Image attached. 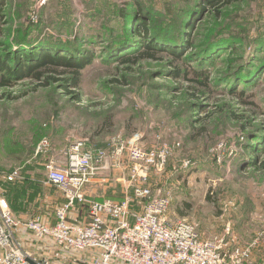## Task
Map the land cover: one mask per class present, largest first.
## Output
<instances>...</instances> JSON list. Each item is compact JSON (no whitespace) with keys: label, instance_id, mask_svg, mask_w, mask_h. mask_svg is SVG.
Instances as JSON below:
<instances>
[{"label":"rangeland","instance_id":"obj_1","mask_svg":"<svg viewBox=\"0 0 264 264\" xmlns=\"http://www.w3.org/2000/svg\"><path fill=\"white\" fill-rule=\"evenodd\" d=\"M38 1L0 0V56L15 68L34 53L91 58L75 89L31 78L0 86V187L13 215L55 221L62 195L46 165L66 161L79 141L104 153L88 197L125 198L134 164L114 150L137 138L170 149L162 169H143L154 195H172V219L195 223L205 238L230 225L241 245L253 243L249 263L264 264V0L217 9L200 0H46L35 17ZM141 15L147 41L130 28ZM147 50L154 56H141Z\"/></svg>","mask_w":264,"mask_h":264},{"label":"built area","instance_id":"obj_2","mask_svg":"<svg viewBox=\"0 0 264 264\" xmlns=\"http://www.w3.org/2000/svg\"><path fill=\"white\" fill-rule=\"evenodd\" d=\"M44 3L38 1L35 17ZM83 146L81 141L73 144L64 162H47V182L62 195L54 222L40 214L17 219L0 187V264H53L49 257L25 249L27 236L67 264H250L253 243L241 245L230 225L222 234L205 238L195 223L169 216L170 193L154 195L146 186L144 166L162 169L170 155L167 146L147 148L137 138L128 146L117 144L114 156L126 154L134 164L129 180L133 191L121 200L88 197L95 161L104 153L95 155ZM137 203H142L139 212L133 210Z\"/></svg>","mask_w":264,"mask_h":264},{"label":"trees","instance_id":"obj_3","mask_svg":"<svg viewBox=\"0 0 264 264\" xmlns=\"http://www.w3.org/2000/svg\"><path fill=\"white\" fill-rule=\"evenodd\" d=\"M238 0H200L199 5L201 9H205L204 6H214L216 9L218 6L224 3H232ZM128 8V5H127ZM137 9H141L139 6ZM125 10L122 8V13L124 14ZM128 17L126 18L129 21L130 11L127 13ZM133 21L137 22L134 24L130 23V28L140 36L142 41H147L148 34L150 33V22L146 19V15L136 16ZM140 22V23H139ZM190 29L188 28V32L190 33ZM146 49H152V47L148 44V42L144 45ZM178 47H173L170 49V52L174 55H179ZM154 52L144 51L141 52V56H154ZM91 55H86L85 57H81L76 55L75 53L68 52L67 55H56L51 54L49 52L43 53H34V56H24V60L18 63L15 67H13L8 60L4 59L0 56V86L1 87H12L16 84V82L23 78H31L37 81V86H49L53 82H59L63 84L64 88L71 87L72 89L77 88L80 85V80L82 77L83 69L87 65V58ZM138 57V56H137ZM91 58V57H90ZM34 60V62H32ZM124 61L132 60V56H126ZM177 72H181V69H178ZM195 74L200 76L198 72L195 71ZM202 74V73H201ZM188 205V204H187Z\"/></svg>","mask_w":264,"mask_h":264},{"label":"crops","instance_id":"obj_4","mask_svg":"<svg viewBox=\"0 0 264 264\" xmlns=\"http://www.w3.org/2000/svg\"><path fill=\"white\" fill-rule=\"evenodd\" d=\"M54 160H56V159H54ZM56 161H59V160H56ZM59 162H62V161H59ZM46 176H47V174H46ZM16 212V211H15ZM15 215H16V217L18 216L16 213H14ZM19 218V217H18ZM27 238H28V236H27ZM25 249L27 250L28 249V251L30 250V251H33V250H40V249H42V250H46V251H50L51 249L48 247V246H46V245H44V244H34V239L32 238V236H30V238H29V242L28 243H26V238H25ZM47 253V252H46ZM52 256H53V254H52ZM54 257V256H53ZM253 258H254V255H253Z\"/></svg>","mask_w":264,"mask_h":264},{"label":"water","instance_id":"obj_5","mask_svg":"<svg viewBox=\"0 0 264 264\" xmlns=\"http://www.w3.org/2000/svg\"><path fill=\"white\" fill-rule=\"evenodd\" d=\"M18 253H19L20 255H22V252H21V251H18Z\"/></svg>","mask_w":264,"mask_h":264}]
</instances>
